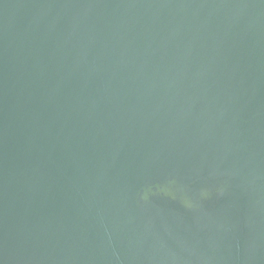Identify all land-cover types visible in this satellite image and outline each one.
I'll use <instances>...</instances> for the list:
<instances>
[{"label": "water", "instance_id": "1", "mask_svg": "<svg viewBox=\"0 0 264 264\" xmlns=\"http://www.w3.org/2000/svg\"><path fill=\"white\" fill-rule=\"evenodd\" d=\"M0 264H264V0H0Z\"/></svg>", "mask_w": 264, "mask_h": 264}]
</instances>
